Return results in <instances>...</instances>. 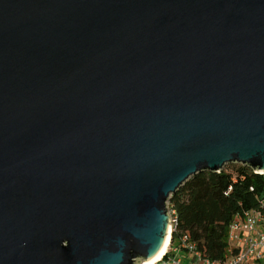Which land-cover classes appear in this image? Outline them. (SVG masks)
I'll use <instances>...</instances> for the list:
<instances>
[{
  "label": "water",
  "instance_id": "1",
  "mask_svg": "<svg viewBox=\"0 0 264 264\" xmlns=\"http://www.w3.org/2000/svg\"><path fill=\"white\" fill-rule=\"evenodd\" d=\"M264 170V0H0V264H143L198 172Z\"/></svg>",
  "mask_w": 264,
  "mask_h": 264
},
{
  "label": "trees",
  "instance_id": "2",
  "mask_svg": "<svg viewBox=\"0 0 264 264\" xmlns=\"http://www.w3.org/2000/svg\"><path fill=\"white\" fill-rule=\"evenodd\" d=\"M263 202L264 175L248 165L232 163L220 171L198 172L169 199L177 218L171 242L185 235L203 258L223 262L232 253L230 224L244 210L263 209Z\"/></svg>",
  "mask_w": 264,
  "mask_h": 264
},
{
  "label": "built area",
  "instance_id": "3",
  "mask_svg": "<svg viewBox=\"0 0 264 264\" xmlns=\"http://www.w3.org/2000/svg\"><path fill=\"white\" fill-rule=\"evenodd\" d=\"M264 175V170L260 171ZM171 226L176 228L175 211L170 209ZM229 251L232 252L225 261L220 262L203 258L195 242L183 235L177 243L170 241L167 252L153 264H183V259H189V264H248L250 261L264 260V202L263 209L244 210L236 215L230 224ZM193 255V257H192ZM193 259V260H191Z\"/></svg>",
  "mask_w": 264,
  "mask_h": 264
},
{
  "label": "bare ground",
  "instance_id": "4",
  "mask_svg": "<svg viewBox=\"0 0 264 264\" xmlns=\"http://www.w3.org/2000/svg\"><path fill=\"white\" fill-rule=\"evenodd\" d=\"M171 241V234H169L165 244L163 245V247L161 248L160 252L150 261H144L145 264H153L156 261H158L159 259H161V257H163V255L167 252L168 248H169V244ZM143 263V264H144Z\"/></svg>",
  "mask_w": 264,
  "mask_h": 264
},
{
  "label": "rangeland",
  "instance_id": "5",
  "mask_svg": "<svg viewBox=\"0 0 264 264\" xmlns=\"http://www.w3.org/2000/svg\"><path fill=\"white\" fill-rule=\"evenodd\" d=\"M230 164H232V163H230ZM228 165H229V164H228ZM226 166H227V165H226ZM178 241H179V240H178ZM178 241H177V242H178ZM177 242H176V243H177ZM192 257H193V255H192ZM191 260H193V259H191ZM263 261H264V260H263ZM143 263H144V261H143ZM189 263H190L189 259H187V258L185 257V258L183 259V264H189ZM144 264H145V263H144ZM197 264H203V263H202L201 260H200V261L198 260V261H197ZM249 264H264V262H263V263H258V262H255V261H250Z\"/></svg>",
  "mask_w": 264,
  "mask_h": 264
},
{
  "label": "crops",
  "instance_id": "6",
  "mask_svg": "<svg viewBox=\"0 0 264 264\" xmlns=\"http://www.w3.org/2000/svg\"><path fill=\"white\" fill-rule=\"evenodd\" d=\"M264 261L258 262V263H263ZM249 264V263H248Z\"/></svg>",
  "mask_w": 264,
  "mask_h": 264
}]
</instances>
